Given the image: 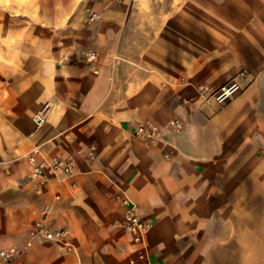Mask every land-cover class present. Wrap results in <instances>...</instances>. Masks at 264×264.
Segmentation results:
<instances>
[{
  "label": "crops",
  "instance_id": "1",
  "mask_svg": "<svg viewBox=\"0 0 264 264\" xmlns=\"http://www.w3.org/2000/svg\"><path fill=\"white\" fill-rule=\"evenodd\" d=\"M168 1L0 0L1 264H264V0Z\"/></svg>",
  "mask_w": 264,
  "mask_h": 264
},
{
  "label": "built area",
  "instance_id": "2",
  "mask_svg": "<svg viewBox=\"0 0 264 264\" xmlns=\"http://www.w3.org/2000/svg\"><path fill=\"white\" fill-rule=\"evenodd\" d=\"M99 15L95 12L90 13V19L92 21L96 20ZM84 61L91 65L94 73H98V63L100 61L99 54L95 51H88L83 55ZM199 90L201 92H206L209 98H214L219 103H225L230 100L234 95L240 92L241 86L235 81H229L228 83L222 85L220 88L212 91L208 86H200ZM36 122L38 125H42L44 123V117L42 113H39L36 117ZM176 126L179 128L180 123L176 121ZM158 128L154 125H150L148 128L140 127L137 131V134L140 136H144L148 140H154L157 133ZM39 149H33L28 152L26 157L31 164V168L29 174L31 178H42L45 175L46 168H50L54 171H61L66 175H71L74 169V161L72 157H67L63 159H52L51 161L39 160ZM128 206L126 213L124 215V226L125 229L131 232L137 241H141L145 233L150 229L151 223L140 216L134 209L133 206H130L128 200L125 201ZM37 227L39 230H43L45 235L49 239H53L56 236V233L52 232L49 229H45L44 225L38 224ZM5 261L3 264H11L14 258V252L12 250L2 253ZM1 264V263H0Z\"/></svg>",
  "mask_w": 264,
  "mask_h": 264
},
{
  "label": "rangeland",
  "instance_id": "3",
  "mask_svg": "<svg viewBox=\"0 0 264 264\" xmlns=\"http://www.w3.org/2000/svg\"><path fill=\"white\" fill-rule=\"evenodd\" d=\"M171 1H172V0H169L168 2H165V5H166V6H164V7H165V13H166V14H169V13L172 12L171 9H172L173 6H172ZM191 2H192V0H176L175 5H180V12H181V14H182V15H185V14H187V12H188V8H189ZM90 13H91V12H90ZM90 13H89V14H90ZM200 86H203V85H200ZM200 86H199V87H200ZM204 86H207V85L204 84ZM208 87H209V86H208ZM209 88H210V87H209ZM210 90H212V89H210ZM212 91H214V90H212Z\"/></svg>",
  "mask_w": 264,
  "mask_h": 264
}]
</instances>
